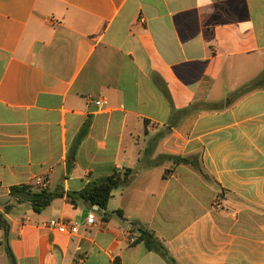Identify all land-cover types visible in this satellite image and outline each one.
<instances>
[{"label": "crops", "instance_id": "obj_1", "mask_svg": "<svg viewBox=\"0 0 264 264\" xmlns=\"http://www.w3.org/2000/svg\"><path fill=\"white\" fill-rule=\"evenodd\" d=\"M126 169L106 210L67 200ZM26 183L64 197L37 213ZM6 204L16 264H169L132 224L177 264H264V0H0Z\"/></svg>", "mask_w": 264, "mask_h": 264}, {"label": "trees", "instance_id": "obj_2", "mask_svg": "<svg viewBox=\"0 0 264 264\" xmlns=\"http://www.w3.org/2000/svg\"><path fill=\"white\" fill-rule=\"evenodd\" d=\"M253 88H258L257 86ZM89 124L86 123L82 131L80 132L77 140V147H79L80 142L85 137L87 133ZM76 148H73L70 154L75 153ZM176 164H189V157H175L173 158ZM133 171L131 169H126L124 172L115 171L111 176L102 178L100 180L89 183L80 192H71L67 194V200L73 205L77 206L79 202L83 204H88L90 206H97L101 210H106L110 199L112 198L113 191L125 184H127ZM10 196L15 200V203L23 204L28 203L32 209L41 213L47 209L55 199L64 197L63 190L51 191L49 189L39 188L33 183L20 184L10 187ZM13 204H6L4 206L3 212L0 211V228L4 231V245L5 251L12 264H16V258L10 246V224L5 218V214L9 213L13 208ZM132 224V228L140 232V236L135 240L136 243L143 242L146 248L155 250L167 260L169 264H177L176 261L169 255L165 247L155 238L154 234L151 232L137 227ZM114 264H121L120 259H116Z\"/></svg>", "mask_w": 264, "mask_h": 264}, {"label": "built area", "instance_id": "obj_3", "mask_svg": "<svg viewBox=\"0 0 264 264\" xmlns=\"http://www.w3.org/2000/svg\"><path fill=\"white\" fill-rule=\"evenodd\" d=\"M93 103H95L97 106H105L108 104V101L105 99H98V100H93ZM44 188V186L42 187ZM214 207L216 209H224V203L222 197L217 198ZM97 208V207H96ZM96 221V217L94 214H90L87 223L89 225H93ZM48 227L53 230H57L58 232L62 234H76L79 231L78 225L73 222H68L62 219H52L48 222ZM132 229V226L130 227ZM133 241H135L133 239Z\"/></svg>", "mask_w": 264, "mask_h": 264}]
</instances>
